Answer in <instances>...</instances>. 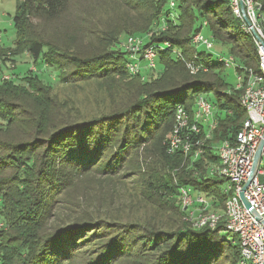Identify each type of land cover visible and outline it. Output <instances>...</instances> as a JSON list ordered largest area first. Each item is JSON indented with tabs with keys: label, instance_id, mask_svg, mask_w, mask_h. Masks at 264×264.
I'll list each match as a JSON object with an SVG mask.
<instances>
[{
	"label": "trees",
	"instance_id": "1",
	"mask_svg": "<svg viewBox=\"0 0 264 264\" xmlns=\"http://www.w3.org/2000/svg\"><path fill=\"white\" fill-rule=\"evenodd\" d=\"M175 3L18 0V53L28 49L40 67L67 70L58 71V82L99 79L114 86V95L111 109L87 113L60 102L39 74L0 78V264L239 263L238 239L224 233V219L214 229L185 221L180 189L190 187L214 210L224 209L227 180L210 167L220 162L219 143L235 140L247 112L243 89L231 83L218 55L259 71L258 46L231 0ZM73 8L82 9L73 14ZM67 15L83 36L67 32L51 41L31 21ZM205 29L219 51L193 44ZM134 34L157 50L158 77L131 71L130 64L143 61L119 46L121 36ZM176 52L207 70L191 74ZM210 94L217 125L202 154L170 153L178 105L192 116L197 98L210 101ZM134 177L136 184L129 181Z\"/></svg>",
	"mask_w": 264,
	"mask_h": 264
},
{
	"label": "built area",
	"instance_id": "2",
	"mask_svg": "<svg viewBox=\"0 0 264 264\" xmlns=\"http://www.w3.org/2000/svg\"><path fill=\"white\" fill-rule=\"evenodd\" d=\"M231 4L234 14L242 20L245 29L256 40L259 71L240 65L233 55H218L224 67L234 71L235 87L243 89L241 103L247 112L235 140L219 143L217 151L220 162L210 167L211 174L227 180L223 188L226 195L224 209L214 210L209 199L203 195H194L190 187L180 189L181 199L182 206L187 211L186 218L199 225L215 228L222 219L225 220L224 231L238 239L241 255L238 264H264V144L254 167L255 156L264 140V47L254 34L256 32L264 41V4L260 0H231ZM170 6H176L175 0H170ZM192 42L196 47L208 51L215 47L213 40L203 32L196 33ZM165 44L171 47L170 43ZM126 46L140 55L133 59L140 60L144 57L151 68L156 66L158 52L154 47L147 49L144 40L131 36ZM175 55L185 62L191 74L207 70L206 66L196 63L194 58H186L180 52ZM239 68L244 70L243 73L239 72ZM130 69L136 72L141 67L135 62L130 64ZM214 110L213 103L204 96L197 98L192 116L186 105L179 104L169 140V152L181 149L185 154L194 151V157L201 155L206 140L212 138V131L217 125ZM203 125L208 128L204 136H200ZM242 193L251 208L244 203Z\"/></svg>",
	"mask_w": 264,
	"mask_h": 264
},
{
	"label": "rangeland",
	"instance_id": "3",
	"mask_svg": "<svg viewBox=\"0 0 264 264\" xmlns=\"http://www.w3.org/2000/svg\"><path fill=\"white\" fill-rule=\"evenodd\" d=\"M17 8L18 0H0V78L2 77V79L5 80H11L12 78L14 80H19L25 77L26 74L31 78L35 77L36 74H39L44 81L53 84L54 90L52 91V95L60 102H64L69 109L85 111L87 113L100 108L111 109V107H113V104L111 103L112 95H114V86L111 83L99 79L66 83L58 82V71L60 70V74H62L67 73V70L64 72L65 70L58 69L59 67L57 66L43 67L42 65V67H40L41 65L38 63L39 59L34 60L31 58L28 49H21L19 53L14 49L16 30L13 20ZM81 9L82 8H73L70 13L75 14L76 11ZM71 19V16L67 15L66 17L55 21H48L49 18H35L31 21L34 28L43 34L44 37L51 41H61L64 37L63 33L68 32L78 36L84 35L78 26H73V24H71ZM203 34L209 37L206 29L203 31ZM94 35L90 34L88 37L92 39V42L96 45L97 43H95V41L97 40ZM131 36L144 41L146 40V37H144L145 35L142 34L129 35L124 38L121 36L123 42H121L119 48L124 50L128 57L132 59L134 57L139 58V54L133 53L126 46L127 41ZM115 49L118 48L116 47ZM219 49V44L216 43L212 51H219ZM139 61H143L140 66L142 72L149 71V75L153 77L157 75L159 76L158 72H160L161 67L157 64L158 61L154 69H151L144 57ZM227 74L229 75L231 83H236L234 71L232 69L227 70ZM210 96L211 103H214V95L210 94ZM129 181L136 184L138 178L134 177ZM224 233L226 232L224 231Z\"/></svg>",
	"mask_w": 264,
	"mask_h": 264
},
{
	"label": "water",
	"instance_id": "4",
	"mask_svg": "<svg viewBox=\"0 0 264 264\" xmlns=\"http://www.w3.org/2000/svg\"><path fill=\"white\" fill-rule=\"evenodd\" d=\"M246 21H247L248 24H250V21H249L247 18H246ZM254 34H255L256 38L262 43V45H263V47H264V41L260 38V36H259L256 32H255ZM263 144H264V140L262 141V144L260 145V147H259V149H258V151H257V154H256V156H255L254 167H255V166L257 165V163H258V160H259V157H260V153H261V149H262ZM249 182H250V181H249ZM249 182L246 183V185L244 186V189H246V187L248 186ZM241 197H242L244 203L246 204V206H247L248 208H251L250 205H249V203L245 200L243 193L241 194ZM185 221H187L188 223H190V224H191L194 228H196V229H203V228L214 229V228H212V227H210V226H208V225H199V224H197V222H195L194 220H190V219H187V218H185Z\"/></svg>",
	"mask_w": 264,
	"mask_h": 264
}]
</instances>
